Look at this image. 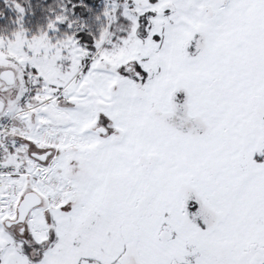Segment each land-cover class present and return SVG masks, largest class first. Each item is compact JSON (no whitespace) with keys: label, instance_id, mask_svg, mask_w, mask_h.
<instances>
[{"label":"snow or ice","instance_id":"1","mask_svg":"<svg viewBox=\"0 0 264 264\" xmlns=\"http://www.w3.org/2000/svg\"><path fill=\"white\" fill-rule=\"evenodd\" d=\"M0 264H264V0H0Z\"/></svg>","mask_w":264,"mask_h":264}]
</instances>
